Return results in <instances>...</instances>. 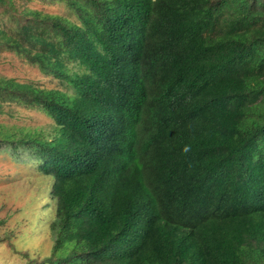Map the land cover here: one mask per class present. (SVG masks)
I'll return each mask as SVG.
<instances>
[{
    "label": "trees",
    "instance_id": "trees-1",
    "mask_svg": "<svg viewBox=\"0 0 264 264\" xmlns=\"http://www.w3.org/2000/svg\"><path fill=\"white\" fill-rule=\"evenodd\" d=\"M70 2L81 25L0 27L74 91L0 84L54 123L25 142L56 202L37 264H264V0Z\"/></svg>",
    "mask_w": 264,
    "mask_h": 264
},
{
    "label": "rangeland",
    "instance_id": "rangeland-1",
    "mask_svg": "<svg viewBox=\"0 0 264 264\" xmlns=\"http://www.w3.org/2000/svg\"><path fill=\"white\" fill-rule=\"evenodd\" d=\"M4 1L0 27L6 34H14L18 24L29 21L30 11L81 25L70 0ZM65 64L71 73L82 71L75 62ZM7 79L74 94L66 80L41 72L24 55L0 42V84ZM54 133L52 119L42 111L0 97V264H37L51 253L54 235L50 222L56 208L50 195L53 178L37 170V160L25 142H41L39 138L49 141ZM72 246L73 242L63 244L56 255H65Z\"/></svg>",
    "mask_w": 264,
    "mask_h": 264
},
{
    "label": "clouds",
    "instance_id": "clouds-1",
    "mask_svg": "<svg viewBox=\"0 0 264 264\" xmlns=\"http://www.w3.org/2000/svg\"><path fill=\"white\" fill-rule=\"evenodd\" d=\"M185 151H187V149H185Z\"/></svg>",
    "mask_w": 264,
    "mask_h": 264
}]
</instances>
